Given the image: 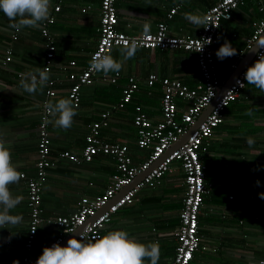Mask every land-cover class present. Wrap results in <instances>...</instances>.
Here are the masks:
<instances>
[{"label":"crops","instance_id":"1","mask_svg":"<svg viewBox=\"0 0 264 264\" xmlns=\"http://www.w3.org/2000/svg\"><path fill=\"white\" fill-rule=\"evenodd\" d=\"M219 1L210 0L214 2L213 5ZM210 2L117 0L118 30L129 36H137L145 33L144 26L147 25L148 32H154L156 24L165 21L169 11L179 5L180 9L168 22L170 33L174 36L195 37L201 25L186 20L185 13L203 15L212 6ZM262 2L263 0H245L233 12L232 20L222 24L221 46L229 41L236 50L239 47L237 66L254 46L253 44L247 49L245 43L251 33V21L264 16ZM99 4L100 0H50L49 16L53 15L55 18L50 31L56 46V57L49 71L50 81L43 88L38 83L34 94L24 91L20 82L22 75L34 72L37 68L43 70L46 42L39 34V27L21 29L11 46L12 61L1 72L0 138L10 148L13 165L27 176H32L36 169L43 104H55L60 99L67 98L69 73L71 70H83L90 53L95 49L99 36ZM199 5L201 12L197 10ZM56 6L60 7L58 12L54 11ZM87 6L90 9L82 13L81 10ZM11 22L0 10V58L11 43ZM223 36L228 39L223 40ZM120 49L114 48L111 52L117 60L122 59ZM157 51L159 52L137 50L134 57L123 63L118 72L121 78L115 86L110 85L108 88L121 89L125 84L121 87L119 82L126 83L128 77H133L140 85L139 92L135 94L137 97L140 90H150L145 86L144 80L151 73L180 81L199 76L200 82L195 87L201 84L197 67L192 69L193 65H188V57L194 54L188 53L187 57L184 55L181 59H170L166 58L167 55L160 54V50ZM70 60L77 62L76 69L68 67ZM114 73L104 75L111 77ZM96 84L101 83L82 88L81 103L70 128L57 127L55 120L58 119V114L54 116L51 113L47 130L52 156L57 157L63 151L79 155L85 146L89 126L102 113L108 112L109 129L101 130V138L110 143L127 144L133 163L141 164L150 152L132 151L136 135L130 110H114L115 102L110 101L106 94H99ZM104 86L109 85L101 84V87ZM155 88L159 102V86ZM49 89L55 91L52 98L46 95ZM146 94L148 97L152 95L150 92ZM142 105L145 111L155 113L149 118L157 122L160 111L156 114L152 103L143 102ZM248 138L253 139L252 145L248 144ZM200 156L205 161V186L209 194L203 198L199 210L198 234L201 241L190 264H251L259 260L264 254V199L260 197L264 193V91L253 84H247L236 102L226 109L222 125L205 140ZM116 173L114 160L101 155L91 163L76 165L58 161L49 168L42 194L45 221L38 228L30 250L25 247L30 221L26 183L20 179L19 182L10 184L8 187L14 197L23 196L21 203L10 214L21 215L23 220L17 225L6 224L0 227V264H18L23 256L39 257L60 232L48 220L69 216L77 211L82 198H93L102 193ZM258 180L259 185L256 183ZM185 190L184 172L175 165L174 170L164 175L158 184L143 188L132 204L119 210L103 229L102 236L109 231L125 230L131 238L142 243L158 242V264H169L177 244L175 235L180 227ZM73 236L77 235H67L61 246L67 245Z\"/></svg>","mask_w":264,"mask_h":264},{"label":"built area","instance_id":"2","mask_svg":"<svg viewBox=\"0 0 264 264\" xmlns=\"http://www.w3.org/2000/svg\"><path fill=\"white\" fill-rule=\"evenodd\" d=\"M116 1L100 0L99 36L95 49L90 53L89 60L83 70L80 72L71 70L68 75L70 86L67 90V98L72 99L76 109L79 108L81 103L82 88L90 87L97 82L105 85H115L121 78L118 72H115L111 77H107L102 72L92 71L90 69V61L93 55L101 50H103V54H111L114 48H122L126 40L131 43L135 39L137 50H177L194 54L202 82L196 89H190L180 80L160 77L156 73H151L146 77L144 84L147 88H153L155 85L159 86L160 118L157 122H154L140 105H136L134 108L132 124L137 130L136 145L139 149L150 152L148 158L139 165L133 163L130 148L127 144L121 142L110 143L101 138L102 128L109 125L108 112L100 115V122H93L89 126L88 133L85 136V146L79 155L63 151L57 157H53L51 154L50 136L47 130L51 112L48 111V103L45 102L42 106L43 110L38 130L35 173L32 176H27L23 173L21 178L26 183L30 210L25 247L27 250L32 248L38 228L45 221L42 209V194L47 170L58 161H68L81 165L83 163H91L95 157L101 155L109 156L114 160L117 173L112 175L109 185L102 193L93 198H82L77 211L69 216H58L53 220H48L60 232L58 237L46 247H51L56 243L63 245L66 236L75 233L80 228H83V230L77 234L76 238L83 236L85 240L94 241L97 237L102 236L103 229L112 221L114 215L125 206L132 204L140 190L158 184L164 175L173 171L174 166L177 165L184 172L186 190L180 213V227L175 235L177 244L174 256L169 264H190L193 254L198 250L201 241L198 234L199 210L203 198L209 194L205 186L206 166L200 161L203 144L223 123L225 109L230 103L238 99L242 90L246 88L245 73L248 67L253 65L259 58V55L264 53V47L259 45L253 60L237 76L207 117L190 134L186 142L181 147L170 151V148L179 142L196 124L224 84L221 82L216 66V60H219L216 52L218 50L221 28L224 22L232 20L233 12L242 6L245 0H220L207 8L203 15L209 17L208 23L201 25L198 35L195 37L188 35L174 36L170 33L167 21L172 20L180 9L179 5L169 11L165 21L156 24L154 32L129 36L118 30L119 20ZM87 9H90V7L87 6L81 12L85 13ZM59 10V6L54 9L55 12ZM260 10L263 9L261 8ZM251 22V33L245 43L247 49L251 48L264 35V16ZM54 23L55 18L50 15L40 25L41 37L46 42L43 69L48 67L50 70L56 57V46L50 32V27ZM19 32L15 29L12 30L10 46L6 48L3 57L0 58V85L2 83L1 72L12 61L11 46L17 40ZM209 38L211 39V44H205L207 42L206 39ZM201 49L202 51H200ZM68 67L76 69L77 62L70 60ZM236 68L237 63L235 62L231 65L230 74ZM237 81L240 83H237ZM241 84H243L242 87L240 86ZM139 88L138 81L133 77H128L125 86L121 90L119 101L113 105V109H124L126 104L131 102L133 95L139 91ZM46 95L48 98H52L55 96V91L49 89ZM180 109L182 110L181 114ZM151 166L153 168L150 169L141 182L123 192L125 188L133 183L138 174L145 172ZM34 230L36 231L33 232ZM38 258L23 256L18 264H36ZM262 262H264V254L259 260L251 264H262Z\"/></svg>","mask_w":264,"mask_h":264},{"label":"clouds","instance_id":"3","mask_svg":"<svg viewBox=\"0 0 264 264\" xmlns=\"http://www.w3.org/2000/svg\"><path fill=\"white\" fill-rule=\"evenodd\" d=\"M0 10L12 21L9 27L19 32L24 27H39L40 22L48 19L50 0H0ZM184 18L195 25H204L209 20L207 15L192 13H185ZM148 31L149 28L145 25V34ZM206 41L205 44H211L210 38ZM259 45L264 47V40L259 41ZM136 51V40L133 39L131 43L126 40L120 49L122 59L117 60L111 54H103L101 50L93 55L90 69L104 74L119 72L123 63L134 57ZM236 53L237 50L232 47L231 43L225 41L217 50L216 56L224 60ZM49 71L48 67L43 70L37 68L34 72L22 75L20 82L22 89L30 94L36 93L38 83L43 88L50 81ZM245 79L248 84H253L264 91V53L260 54L255 63L248 67ZM237 83L240 82L237 81ZM47 107L54 116L58 114V119L55 120L57 127L68 129L72 126L73 117L77 115L72 99L62 98L55 104L49 103ZM247 142L249 145L254 143L252 138H248ZM22 177L23 173L19 172L11 162L10 148L6 147V142L0 138V206H2L0 227L6 224L17 225L23 220L21 215L10 214V211L21 203L23 196L14 197L8 187L12 183L19 182ZM256 183L259 185L260 181ZM260 197L264 199V193H261ZM159 256L158 242L145 244L131 238L125 230H114L97 237L94 241L85 240L83 236L81 238L73 236L68 240L67 246L56 243L51 247H45L36 264H146V262L147 264H158Z\"/></svg>","mask_w":264,"mask_h":264},{"label":"trees","instance_id":"4","mask_svg":"<svg viewBox=\"0 0 264 264\" xmlns=\"http://www.w3.org/2000/svg\"><path fill=\"white\" fill-rule=\"evenodd\" d=\"M202 1V0H201ZM205 1V3H206V0H204ZM209 2H210V0H208ZM212 3H214V2H210V5H213ZM262 4L264 5V0H263V2H262ZM209 5V6H210ZM180 13V12H179ZM173 19V18H172ZM171 21V20H170ZM43 22V21H42ZM42 22H40V24H39V34H40V36H41V33H40V25L42 24ZM169 22V20L167 21V23ZM169 25V24H168ZM51 32V31H50ZM238 37V35L236 36V38ZM223 42H221V40L219 39V41H218V49L221 47V44H222ZM235 44H237V43H235ZM244 48V47H243ZM238 49H239V47L237 48V53H236V55H234V56H232V57H229V58H225L224 60H216V66H217V69H218V72H219V75H220V79H221V82H222V84L228 79V77H229V74H230V72H231V65L232 64H234L235 62H236V59H237V56H238ZM156 52H159V51H157V50H155ZM189 52H183V51H160V54H165V55H167L168 57H166V58H170V59H181V57L182 56H184V57H187L186 56V54H188ZM188 65H193V68L192 69H194V67H197V64H196V56L195 55H192V57H188ZM195 65V66H194ZM196 70V69H195ZM198 70V69H197ZM104 74V73H103ZM182 82L184 83V84H186L190 89H196L197 87H195L196 86V84L198 83V82H200V78H199V76H197V77H195L194 79H185L184 81L182 80ZM202 82V81H201ZM120 83V86L122 87L124 84H125V81H120L119 82ZM247 84L248 83H246V88H247ZM97 85V89L96 90H98V93L99 94H101L102 96L103 95H105L106 94V97L110 100V101H113V102H115V103H118V101H119V98H120V95H121V89L120 88H117V89H109L108 87H110V85L109 86H104V87H101V84H96ZM112 86H115V85H112ZM125 86V85H124ZM157 85H155L153 88H148V89H150V90H145V91H143V90H140V95H138L137 97H135V94L136 93H138V92H136L134 95H133V98H132V100H131V102L130 103H128V104H126V106H125V108L124 109H126L127 108V111L128 110H130L129 112V114L131 115V121H132V117H133V112H134V108H135V106L136 105H140L141 107H142V109H143V111L148 115V117H153L154 115H155V113H153V111H145L144 110V107H143V102L144 103H148V104H151L152 103V105L153 106H155V110H156V114H157V112H158V110L160 111V105H159V102H158V99H157V92H156V90H154V88L156 87ZM112 88H115V87H112ZM156 89V88H155ZM245 90V89H244ZM243 91V90H242ZM147 92H150V94H152V95H150L151 97H148L147 96ZM149 95V94H148ZM142 98H144V99H142ZM237 100V99H236ZM236 100L234 101V102H232V103H230V105L231 104H233V103H235L236 102ZM229 105V106H230ZM228 106V107H229ZM227 107V108H228ZM226 108V109H227ZM226 109H225V111H226ZM123 110V109H122ZM225 111H224V114H225ZM100 116H99V118H98V120H96V121H98V122H100ZM96 121H94V122H96ZM222 125V124H221ZM220 125V126H221ZM219 126V127H220ZM218 127V128H219ZM133 128L135 129V135H136V139H137V130H136V128L133 126ZM217 128V129H218ZM106 130V129H109V125H108V127H104V128H102V130ZM137 151L138 153L139 152H142V153H144V150H141V149H139L138 147H137V145H136V141H135V148L132 150V151ZM131 152V151H130ZM142 153H140V154H142ZM200 161L202 162V163H204V165H205V161H203L202 159H201V156H200Z\"/></svg>","mask_w":264,"mask_h":264},{"label":"water","instance_id":"5","mask_svg":"<svg viewBox=\"0 0 264 264\" xmlns=\"http://www.w3.org/2000/svg\"><path fill=\"white\" fill-rule=\"evenodd\" d=\"M264 40V35L262 37L259 38V40H257L254 44V46L248 51V53L244 56V58L242 59V61L239 63V65L237 66V68L229 75L228 79L224 82V84L222 85L219 93L217 94V96L215 97V99L213 100V102L204 110V112L202 113V115L200 116V118L197 120L196 124L189 130V132L184 135L179 142H177L176 144H174L171 148L170 151H173L176 148L181 147L186 140L188 139V137L190 136V134H192V132L195 130V128H197V126L207 117V115L210 113V111L213 109V107L215 106V104L222 98V96L224 95V93L228 90V88L230 87V85L233 83V81L237 78V76L242 72V70H244L246 68V66L253 60L254 55L256 53V50L259 47V41ZM169 154V153H167ZM153 166H151V168H149L148 170H146L145 172H141L140 174L137 175L136 179L133 181V183L125 188L123 190V192L127 191L128 189H130L131 187L135 186L136 184H138L139 182H141L143 180V178L147 175V173H149L150 169H152ZM110 204H112V202H110ZM106 209V208H105ZM83 229L80 228L75 232V235H77L79 232H81Z\"/></svg>","mask_w":264,"mask_h":264},{"label":"rangeland","instance_id":"6","mask_svg":"<svg viewBox=\"0 0 264 264\" xmlns=\"http://www.w3.org/2000/svg\"><path fill=\"white\" fill-rule=\"evenodd\" d=\"M81 3H83V2H81ZM200 8H201V6L199 5V6L197 7V10L201 12ZM222 39H223V40H227L228 37H227V36H223Z\"/></svg>","mask_w":264,"mask_h":264}]
</instances>
